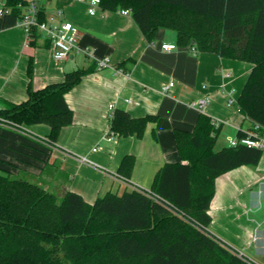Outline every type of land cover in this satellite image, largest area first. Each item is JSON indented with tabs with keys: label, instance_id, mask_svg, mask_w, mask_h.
<instances>
[{
	"label": "crops",
	"instance_id": "1",
	"mask_svg": "<svg viewBox=\"0 0 264 264\" xmlns=\"http://www.w3.org/2000/svg\"><path fill=\"white\" fill-rule=\"evenodd\" d=\"M39 6L45 18L78 26L80 48L89 54L73 52L58 62L49 42L39 39L32 45L18 27L0 31V104L26 102L29 83L40 90L63 82L70 72L93 71L66 94L73 122L61 129L55 145L43 141L51 132L45 124L24 126L29 135L1 131L0 167L13 175L27 174L44 180L47 187L74 191L94 203L108 192L122 194L134 187L150 191L165 165L183 163L175 130L194 132L202 115L221 125L216 150L230 146L240 131H253L237 105L250 63L181 47L177 34L168 29H160L149 43L132 16L121 10L100 7L90 15L88 2L77 0H39ZM164 43L177 48L167 52L161 47ZM104 58L109 59L108 66L94 65ZM170 83L174 86L163 92ZM200 98L208 101L204 110L190 106ZM231 98L235 104L229 103ZM117 109L136 119L150 115L166 119L171 128L149 122L141 136H118L110 125ZM262 150L256 165L241 166L216 179L209 210L210 230L257 264H264ZM81 157L88 162H81Z\"/></svg>",
	"mask_w": 264,
	"mask_h": 264
},
{
	"label": "trees",
	"instance_id": "2",
	"mask_svg": "<svg viewBox=\"0 0 264 264\" xmlns=\"http://www.w3.org/2000/svg\"><path fill=\"white\" fill-rule=\"evenodd\" d=\"M21 2L6 0L11 12L0 17V31L16 27ZM101 8L130 11L149 43L160 29H168L181 47L250 63L237 105L253 130L264 134V0H101ZM40 18L45 20L43 12ZM39 39L34 30L30 44ZM92 71L70 72L63 82L40 90L29 83L28 100L2 101L0 118L20 129L48 125L44 142L55 145L61 129L73 122L66 94ZM32 74L30 63V79ZM149 122L171 128L166 119H136L117 109L111 132L141 136ZM220 129L202 115L194 132L175 130L183 163L165 165L149 193L108 192L94 203L71 190L51 191L44 180L27 174L13 177L0 167V264H257L210 231L216 179L256 165L263 152L244 145L216 150ZM248 134L240 131L238 138Z\"/></svg>",
	"mask_w": 264,
	"mask_h": 264
},
{
	"label": "built area",
	"instance_id": "3",
	"mask_svg": "<svg viewBox=\"0 0 264 264\" xmlns=\"http://www.w3.org/2000/svg\"><path fill=\"white\" fill-rule=\"evenodd\" d=\"M78 2H88L89 14L95 15L98 8L101 7V0H77ZM22 9V15L16 23V27L22 29L26 35V40L28 43L31 41V36L33 31L36 30L40 35V39L50 42L53 48L54 59L58 62L65 61L73 52H83L88 55V50H83L80 48L81 40V30L78 26L74 25L69 21H63L56 18H45L42 20L40 18L41 8L39 6V0H22L18 5ZM11 12V8L7 6L6 0H0V17L5 16ZM123 15H129L130 11L122 10ZM60 14V12H59ZM162 49L170 52L177 48L176 44H162ZM194 50V49H193ZM97 66L99 68H104L108 66L109 59L104 58L97 60ZM174 86V83H170L163 87V92H169V90ZM230 104H235V99L231 98L229 100ZM208 104L206 98H200L198 100L192 101L190 106L197 108L199 110H204ZM1 108V104H0ZM113 115V114H112ZM111 115V117H112ZM0 126L27 134L24 129L16 128L13 124L6 122L0 118ZM29 135V134H27ZM111 140V138H110ZM44 141V140H43ZM46 143V142H45ZM239 145H244L248 147H254L263 149L264 148V134H261L259 128L250 131L245 137L236 138L231 141L230 146L236 147ZM97 151V149H94ZM81 162H88L87 158H78ZM134 189L148 192L140 187H134Z\"/></svg>",
	"mask_w": 264,
	"mask_h": 264
},
{
	"label": "rangeland",
	"instance_id": "4",
	"mask_svg": "<svg viewBox=\"0 0 264 264\" xmlns=\"http://www.w3.org/2000/svg\"><path fill=\"white\" fill-rule=\"evenodd\" d=\"M13 177H18V176H17V175H14ZM19 177H23V175H21V176H19ZM56 188H57V187H56ZM56 188H55L53 185H51L49 189H50L51 191H55ZM210 231H211V230H210Z\"/></svg>",
	"mask_w": 264,
	"mask_h": 264
}]
</instances>
